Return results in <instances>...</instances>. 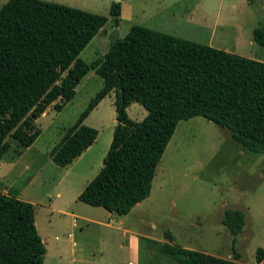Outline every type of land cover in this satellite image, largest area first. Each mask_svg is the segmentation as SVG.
I'll return each mask as SVG.
<instances>
[{
	"label": "trees",
	"instance_id": "16d2710c",
	"mask_svg": "<svg viewBox=\"0 0 264 264\" xmlns=\"http://www.w3.org/2000/svg\"><path fill=\"white\" fill-rule=\"evenodd\" d=\"M109 15L118 27L120 2H112ZM106 22L43 0H7L0 7V158L10 149L9 137L30 147L40 134L32 121L59 99L54 109L60 111L89 71L102 79V88L49 153L60 168L79 157L98 135L83 121L115 94L117 125L102 169L77 197L84 204L127 215L149 197L177 124L194 117L227 129L243 150L264 155V62L138 25L102 57L80 59ZM253 40L264 47V28L253 30ZM132 103L147 112L139 122L127 114ZM221 223L236 238L244 213L226 209ZM164 235L168 242L159 250L178 264H242L172 245L171 234ZM45 253L33 204L0 193V264H43ZM256 260H263L261 248Z\"/></svg>",
	"mask_w": 264,
	"mask_h": 264
},
{
	"label": "rangeland",
	"instance_id": "374dc122",
	"mask_svg": "<svg viewBox=\"0 0 264 264\" xmlns=\"http://www.w3.org/2000/svg\"><path fill=\"white\" fill-rule=\"evenodd\" d=\"M6 1L0 0V7ZM43 1L107 18L79 55L87 63L102 57L115 39H122L135 25L264 62V47L253 40V30L264 28V0ZM112 2L121 4L118 27L109 15ZM101 88L102 79L89 71L60 111L54 109L62 104L59 99L32 121L40 134L22 157L14 153L18 143L7 139L8 154L17 163L12 171L3 165L0 180L8 190L10 186L9 196L31 199L35 227L46 249L43 264H178L159 250L160 244L168 242L165 232L178 247L242 264H264V155L243 150L227 129L205 118L177 124L156 168L149 197L127 215L77 200L103 167L117 125L115 94L106 96L83 121L98 132L86 155L60 168L49 153ZM126 111L136 122L147 114L138 103ZM33 175L34 183L26 187L25 181ZM24 188L29 198L21 196ZM226 209L244 213L245 226L236 238L221 223ZM260 248L263 260L257 263Z\"/></svg>",
	"mask_w": 264,
	"mask_h": 264
},
{
	"label": "crops",
	"instance_id": "0c3cea01",
	"mask_svg": "<svg viewBox=\"0 0 264 264\" xmlns=\"http://www.w3.org/2000/svg\"><path fill=\"white\" fill-rule=\"evenodd\" d=\"M111 95H113V98H114V93L113 92H111L109 95H107V96H109V97H111ZM104 100V99H103ZM102 100V101H103ZM102 101H101V103H102ZM101 103H99L98 105H97V107L94 109V110H96L97 108H98V106L101 104ZM93 110V111H94ZM92 111V112H93ZM93 146V144L90 146V147H88L79 157H77L74 161H76V160H78V159H80L81 157H83L84 155H86L87 153H88V151H90V149H91V147ZM20 147V148H19ZM10 149H11V146H10ZM10 149H9V151H10ZM9 151H7L1 158H0V170H1V168H2V166L4 165V167L5 166H9L7 169L9 170L10 169V171H12L13 170V166L14 165H16V163H17V158L16 159H13L12 158V156H9V154H8V152ZM31 151V146L30 147H21V146H19L18 145V148H16V150L14 151V153H18L19 154V156L18 157H22L23 156V154L25 153V152H30ZM73 161V162H74ZM67 167V166H66ZM6 169V170H7ZM66 173V172H65ZM68 173V172H67ZM66 176V174L65 175H63V177H61V179H64V177ZM35 178H36V175H33V176H30L26 181H25V186L26 187H28V186H30V185H32L33 183H34V181H35ZM15 181V180H14ZM13 181V182H14ZM8 184V183H7ZM9 186V185H8ZM25 187V188H26ZM25 188H24V190H22L21 191V196L23 195V196H25V197H27V195L25 194ZM10 190H11V188H10V186H9V190H8V187H7V185L5 184V182L1 179L0 180V193H2V194H6V195H8L9 196V192H10ZM20 194H19V196H20ZM60 195L59 194H57V197H59ZM17 198V197H16ZM27 198H29V197H27ZM48 200H50V199H48ZM23 201V200H22ZM25 202H32L31 201V199L29 200V199H27ZM32 204V203H31ZM51 204H52V201H49L48 202V206H51ZM138 205H139V203L137 204V205H135L136 207H138Z\"/></svg>",
	"mask_w": 264,
	"mask_h": 264
},
{
	"label": "water",
	"instance_id": "95a60500",
	"mask_svg": "<svg viewBox=\"0 0 264 264\" xmlns=\"http://www.w3.org/2000/svg\"><path fill=\"white\" fill-rule=\"evenodd\" d=\"M121 99H122V95H121Z\"/></svg>",
	"mask_w": 264,
	"mask_h": 264
}]
</instances>
